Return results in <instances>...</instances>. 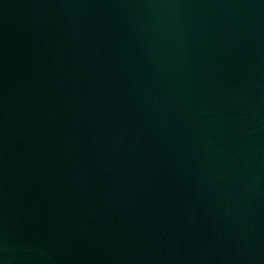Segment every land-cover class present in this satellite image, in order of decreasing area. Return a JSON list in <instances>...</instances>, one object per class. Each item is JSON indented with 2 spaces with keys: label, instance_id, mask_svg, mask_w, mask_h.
Segmentation results:
<instances>
[{
  "label": "water",
  "instance_id": "water-1",
  "mask_svg": "<svg viewBox=\"0 0 264 264\" xmlns=\"http://www.w3.org/2000/svg\"><path fill=\"white\" fill-rule=\"evenodd\" d=\"M0 264H264V0H0Z\"/></svg>",
  "mask_w": 264,
  "mask_h": 264
}]
</instances>
